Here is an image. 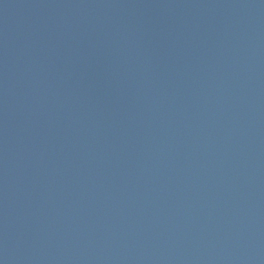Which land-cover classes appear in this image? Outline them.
Returning <instances> with one entry per match:
<instances>
[{
    "label": "water",
    "instance_id": "water-1",
    "mask_svg": "<svg viewBox=\"0 0 264 264\" xmlns=\"http://www.w3.org/2000/svg\"><path fill=\"white\" fill-rule=\"evenodd\" d=\"M252 0H0V264H257Z\"/></svg>",
    "mask_w": 264,
    "mask_h": 264
}]
</instances>
